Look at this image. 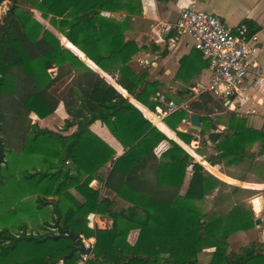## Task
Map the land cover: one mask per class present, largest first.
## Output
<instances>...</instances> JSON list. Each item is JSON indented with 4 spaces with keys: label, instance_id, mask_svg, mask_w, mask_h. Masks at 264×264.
Returning <instances> with one entry per match:
<instances>
[{
    "label": "trees",
    "instance_id": "16d2710c",
    "mask_svg": "<svg viewBox=\"0 0 264 264\" xmlns=\"http://www.w3.org/2000/svg\"><path fill=\"white\" fill-rule=\"evenodd\" d=\"M6 1L10 5L0 24V135L5 152L17 158L23 168L20 178L15 175V178L8 175L1 178L2 169L10 170L13 166L12 156L6 159L5 153L0 166V185L6 187L4 194L14 193L16 188L19 193L35 195L32 209L21 202L10 208L11 214L48 213L53 222L46 227H54L57 232H28L25 223L17 234L2 227L0 264H54L59 259H64L66 264H79L80 252L68 257L75 241L66 232L96 237L93 255L84 264H264V241H252L238 251L230 249L229 237L233 233L254 227L252 208L237 205L220 215L207 214L199 206L207 194L226 184L205 168L216 167L222 161L228 166L264 154V126H250L235 111H230L222 123V115L211 116L216 112V100L210 94L201 95L188 107L165 118L177 135L190 144L197 137L178 127L189 111L201 114L200 133L208 134L216 154L208 160L196 155L199 163L143 115L135 104L140 101L155 111L162 92L158 82L147 80L145 74L130 66L132 57L143 46L125 36L131 28L132 16L142 13V1L27 0L35 10L26 11L58 37L60 31L65 46L51 30L22 10L16 0H0V6ZM37 10L59 31L47 24ZM117 11L125 12L122 19L104 13ZM54 51L60 53L66 64H57ZM185 63L181 60V70ZM51 69H55V74ZM73 70L77 75L70 90L63 97L57 96L53 86ZM61 102L70 117L65 129L77 126L70 135L32 121L31 113L45 118ZM145 112L149 118L152 116ZM97 120L126 149L122 155L115 156L116 152L102 140L90 141V126ZM220 124L227 128L218 130L216 125ZM209 128L214 130L208 132ZM163 140L170 146L158 157L155 148ZM257 143L260 147L255 154L250 150ZM109 160L114 163L111 172L122 175L116 191L120 198L127 199V208L101 198L99 190L89 186L90 179L76 186L84 200L69 191L71 185L67 182L78 181L82 170L87 171L91 166L96 169ZM189 168L190 178L182 193ZM72 169L78 175L71 174ZM60 195L72 203L65 211L59 200L49 198ZM2 196L0 192V199ZM48 206L51 208L46 212ZM91 213L109 214L112 226L93 228L89 220ZM194 219L196 233L192 232ZM133 229L140 230L134 244L128 240ZM24 242L51 243L39 249L31 243L21 246ZM208 247L215 250L211 259L203 263L199 254Z\"/></svg>",
    "mask_w": 264,
    "mask_h": 264
},
{
    "label": "crops",
    "instance_id": "0c3cea01",
    "mask_svg": "<svg viewBox=\"0 0 264 264\" xmlns=\"http://www.w3.org/2000/svg\"><path fill=\"white\" fill-rule=\"evenodd\" d=\"M23 1H25L24 4H21L19 0H17L15 3L26 13H28L27 11L35 10L34 9L35 7L30 2H28L27 0H23ZM141 1H142V13L139 15L132 16L131 28L127 31L128 32L127 40L135 39V41L137 40L140 43L139 46L141 47L143 46L141 51H139L133 57L131 61V65L135 69L140 70L142 74H145L147 80L151 82H158L162 93H166L167 96L170 98L171 96H173L176 97L178 100L182 99L186 107H188L193 100H196L201 96L200 95L198 97H193L191 93V87L197 82L208 80L210 77V70L208 69V65H205L206 59L203 56L201 57L200 55L202 54H200V52L198 53V51L194 48L191 37L187 33L184 32L182 33L177 29L172 28V25L178 19L182 8L192 6L199 10H204L207 12L217 14L227 24L233 26L241 23L248 24L251 30L253 32L258 33L259 35L260 43L256 58L264 67V0H141ZM4 5L6 6V8L0 12V24L2 23L3 17L6 15V11L9 8L10 1L4 2L3 5L0 6V8ZM39 13L41 14V12ZM28 14L33 18L37 19L38 21H40L37 17L31 15L30 13ZM139 22L143 23L144 25L142 28L135 30L134 26L136 23ZM45 28L48 27L45 26ZM48 29L51 30L50 28ZM141 60L144 61L142 62ZM181 60L186 61V63L184 64V68L182 67V70H181ZM53 70L55 69H51L50 72L51 73L53 72L52 74H55V71ZM108 75L111 76L110 74ZM67 76L64 77L60 82H58L52 88V91L59 97L65 96L75 81L74 76L70 78L72 79L73 83L69 86L67 92L59 93L57 89L62 91L64 88H66L67 85H69V81L66 80L68 78ZM251 92L255 95V99H252L248 102H243L236 110H231L226 106L225 107L229 111H241L243 113L246 112L248 113L249 111L247 109L248 108L252 109V105H255L257 109L260 110V113L258 115H252L249 118L251 119V121L256 122L257 126L259 125L263 126L264 106L261 104H257L256 99L257 98L259 100L264 99V85L259 87L252 86ZM214 99L216 101H220L216 98ZM135 105L142 111L144 116H146L150 121H152L159 129L164 131V133L169 138L178 142L184 149H186V151H188L193 156L194 159L196 158L198 161L199 159L196 157V155H199L201 160L202 159L208 160L206 155H201L197 153V149H198L197 146L193 147L194 146L193 143L187 144L186 142H184L177 135L176 131L165 122V119H159L156 116L158 108L155 111H152L140 101H138V103ZM144 109L152 113V116L150 118L146 115ZM189 113L191 114L193 112L189 111ZM32 117L37 119L34 120V122H38L40 127H47L51 130L60 132L63 135H70L77 129L76 125L68 129H65V122L70 117L66 113L64 104L62 102L53 114L45 118H40L36 113H31V118ZM43 119H44V124L41 123ZM183 124L188 125L186 123ZM219 126H224V125L220 124ZM188 127H192V124L188 125ZM226 128L227 127L224 126V129ZM178 129L183 132H188L186 131L185 126L182 125H180ZM90 130H91V133H89L91 135L90 141L92 142L94 141L95 143H100L99 141L102 140L116 152L115 156H120L126 151V149L123 147L120 141L111 133L109 128L105 124H103L100 120L95 121L90 126ZM192 142H197V141L194 140ZM169 146L170 143L167 140H163L155 148V153L158 155V157H160L161 153L164 150H166ZM66 164H69V160L66 161ZM113 166H114L113 161L109 160L107 163H105L100 167L98 166L96 169L95 166H91L90 169H88L87 171L82 170V172L79 175L77 170L72 169L71 174L78 175V181H74V183L71 181L67 182V184L71 185L69 191L73 195H75L78 199L84 200V196L77 190L76 186L84 182L86 179H90L89 186L99 190L101 198H107L109 201L115 202L117 206L127 208V204H128L127 199L120 198L117 195V191H116V188L121 184L122 175L119 173L111 172ZM221 169H223L224 173L227 174L226 168L225 166L222 165V162L216 167H210L207 169L205 168L206 172H210L216 177H218L216 173L218 172L221 173L220 172L222 171ZM190 174L191 171L189 168L186 181L181 191L182 193H184L187 188ZM256 177L259 179H256ZM62 178L63 177L60 176V180H62ZM220 179L226 183H231V185H236V183L234 182L227 181L223 178ZM259 180H262L260 176L258 177L255 175V178L253 177L251 181H248L247 178L244 180L241 179L240 181L262 183L260 188L264 189V181H259ZM251 189H258V188H254L250 186L246 188V190H251ZM49 198L54 200H59V205L63 211L67 210V208L70 207L72 204L71 201L65 195H60L59 197L51 196ZM251 199L252 198L248 199L247 204L250 203ZM248 207H250L249 204ZM89 218H90L89 219L90 225L93 228L97 227V228L105 229V228H110L113 224V219L109 214L91 213L89 215ZM139 232H140L139 229L131 230V232L129 233L128 240L134 244L138 239ZM244 233H245L244 231L237 232V234L239 235L240 234L242 235ZM87 239L92 241V251H93V246L96 242V237L92 236ZM259 241H264V240H259ZM92 251L89 254L88 258L93 255ZM204 252L208 256V258L202 259L201 256H199V258L201 262L206 263L211 259L213 250L212 251L204 250Z\"/></svg>",
    "mask_w": 264,
    "mask_h": 264
},
{
    "label": "rangeland",
    "instance_id": "374dc122",
    "mask_svg": "<svg viewBox=\"0 0 264 264\" xmlns=\"http://www.w3.org/2000/svg\"><path fill=\"white\" fill-rule=\"evenodd\" d=\"M19 1L21 4L25 3V1H23V0H19ZM5 8H6L5 5L2 6L0 8V12L2 10H4ZM104 13L106 15L115 16L116 18H119V19H122V17L125 15L124 11L104 12ZM48 21H46L47 24H48ZM143 25L144 24L140 23V22L136 23L134 26V29L138 30V29L142 28ZM43 26L45 27L44 24H43ZM53 27L57 31H59L55 26H53ZM127 34H128V32H126V36H125L126 39H127ZM58 35H59V38L61 39V41L64 42L65 37L61 34L60 31H59ZM133 40H135V39H133ZM136 42L138 43V45L140 44L137 40H136ZM141 49L139 51H141ZM54 57H55L57 64L65 63L64 58L60 55V53L58 51H54ZM133 57H132V59H133ZM132 59H131V61H132ZM131 61H130V66L134 70L140 72V70L135 69L131 65ZM141 61L143 62V60H141ZM68 68H70V66H68ZM76 75H77V71L73 70V73L69 74V76H67L68 78L66 79L67 81H69V85H67L66 88H64L62 91L57 89L58 92L59 93L67 92L69 86L73 83L72 79H70V78H72L73 76L75 78ZM171 98H173L178 104H184V101H182V99L178 100L176 97H173V96H171ZM256 101H257V104H260L258 98L256 99ZM216 102H217V105L215 106L216 112L213 113L211 116L213 118H216V116L222 115L223 116L222 123H225L226 117L229 115L230 111L220 101H216ZM186 103H187V101H186ZM253 107L257 110L256 113H250V112L243 113L241 111H235V112L237 114L245 117L247 119V123L250 126H253L255 128H263L264 125L263 126L262 125L257 126L256 122L251 121V119L249 118L252 115H258L260 113V110H258L255 105H252V108ZM247 110L249 111V110H251V108H248ZM34 120H37V119L32 117L33 122H34ZM41 123L44 124V119L41 121ZM180 125L185 126L186 131H188L189 133H191L195 137H197V139H198V140H196L197 142H191L194 144L193 147H195V146L198 147L197 153H203L201 155H206L207 158L209 156L216 154L215 144L208 139L207 133L201 134L200 133L201 129L196 130L192 127H188V125H184L183 122H181ZM216 127H218V130H224V126L216 125ZM214 128H209L208 132L213 131ZM259 147H260V144L257 143L252 147V149L250 151L257 154L259 151ZM5 153H6V159H9L12 156L8 153V151H6ZM12 162H13L12 163L13 166H10V170L2 169L1 178H3L4 175H8L10 177L13 176V178H15L14 175L17 178L21 177L20 170H22L23 166H18L19 163L17 161V158L15 159V158H13V156H12ZM222 165L225 166L226 173L228 175H231V176L237 178L238 180L231 177V176H228L227 174H225L223 169H221L222 170V171H220L221 173H219V172L216 173L217 176L220 178H223L227 181L234 182V183H236V185H231V183H226L224 185L219 186L218 188H215L212 192L207 194L203 200L199 201V206L207 214L218 213L220 215L227 214L234 206H237V205L243 206V207L244 206L248 207V204H249L250 208H252V210H253L254 207H253L252 199L250 200V203H248V204H247V201H248V199L262 193L263 188H260L262 183L242 182L240 180L247 178L248 181H251V179L253 177L255 178V175H256L258 177L260 176V178L262 179L259 181H264V154L257 155L255 159L248 157V158H245V160L241 161L240 163L230 164L228 166L225 165V163L222 161ZM27 167H28V169L30 168V166H27ZM13 178H11V180ZM256 179H259V178L256 177ZM248 186L258 188V189L246 190V188ZM5 190H6V187L4 185H0V192L3 193V196L1 197L2 199H0V230L2 229V227H7L11 232L17 234L20 232L19 227L21 226V224L25 223L27 225L28 232H34V233H43L46 231L57 232V229L54 227H46L53 222L52 218L49 217L48 213L42 214L39 212L38 215H36L32 212L31 213L27 212V214L21 213L20 211H18V213H19L18 215H13L10 213V208L11 207L14 208L15 206H17L21 202L26 204L28 207H31V209H32L34 207V204H35V201H34L35 195L27 194L26 191H22L19 193L16 190V188L14 189L15 190L14 193L9 192L8 194H4V193H6ZM262 200L264 202L263 197H262ZM50 208H51V206H48L44 210L47 212V210H49ZM253 212H254L255 219L260 218L261 222L259 224H255L254 227H252L251 229L242 230L245 232L242 235L237 234V232L233 233L229 237L231 250L238 251L241 246H245V245L251 243L252 241L264 240V204H263V207L260 209V212L256 211L255 209L253 210ZM10 214H11V216L9 217ZM192 232H194V233L197 232V220L196 219H194V221H193ZM29 243L34 244V245H38L37 243H34V242H24V243H22L21 246L28 245ZM50 243L51 242H49L47 244H40V245H38V248L39 249H45V247L48 246ZM204 250H211V251L213 250L214 251L215 247H208ZM204 250L199 254V256H201L202 259L208 258V256L204 252ZM260 253H262V251H260Z\"/></svg>",
    "mask_w": 264,
    "mask_h": 264
},
{
    "label": "built area",
    "instance_id": "2783aa9c",
    "mask_svg": "<svg viewBox=\"0 0 264 264\" xmlns=\"http://www.w3.org/2000/svg\"><path fill=\"white\" fill-rule=\"evenodd\" d=\"M172 28L187 33L194 48L208 61L210 77L191 87L193 97L210 94L231 110L255 99L251 87L264 85V67L256 58L259 35L248 24L229 25L217 14L188 6L181 9ZM158 101L160 105L156 116L159 119L186 107L166 93H160ZM259 103L264 106V100H259ZM249 112L255 113L256 110L253 107ZM190 115L182 122L192 124ZM81 238L86 247L92 248V241L82 234ZM88 256L81 253L78 263L84 264ZM54 264H66V261L59 259Z\"/></svg>",
    "mask_w": 264,
    "mask_h": 264
},
{
    "label": "water",
    "instance_id": "95a60500",
    "mask_svg": "<svg viewBox=\"0 0 264 264\" xmlns=\"http://www.w3.org/2000/svg\"><path fill=\"white\" fill-rule=\"evenodd\" d=\"M190 117H191V122H192V128H194L196 130H200L201 125H202L200 114L193 112V113H191ZM1 130H2V123L0 121V132H1ZM4 160H5V147H4L3 139L0 135V166L3 164ZM257 196H260L261 199H262V197L264 198V189H263L262 193L258 194ZM254 197H252V200ZM262 203L264 204L263 200H262ZM253 207H254V205H253ZM254 209L255 208H253V210ZM260 222H261L260 218L255 219V224H259ZM66 235L72 237L75 241V247L69 253L68 257H72L76 252H80L82 254H87V255H89L91 253L92 248L85 246V243L81 238V234H76L74 232H66Z\"/></svg>",
    "mask_w": 264,
    "mask_h": 264
},
{
    "label": "bare ground",
    "instance_id": "6f19581e",
    "mask_svg": "<svg viewBox=\"0 0 264 264\" xmlns=\"http://www.w3.org/2000/svg\"><path fill=\"white\" fill-rule=\"evenodd\" d=\"M253 205H254V208L256 211H259L260 212V209L263 207V203H262V199L260 196H255L253 198Z\"/></svg>",
    "mask_w": 264,
    "mask_h": 264
}]
</instances>
